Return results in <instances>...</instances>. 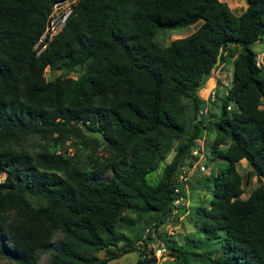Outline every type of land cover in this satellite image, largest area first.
Segmentation results:
<instances>
[{
    "label": "trees",
    "instance_id": "16d2710c",
    "mask_svg": "<svg viewBox=\"0 0 264 264\" xmlns=\"http://www.w3.org/2000/svg\"><path fill=\"white\" fill-rule=\"evenodd\" d=\"M61 1L0 0V259L36 264L48 247L47 264H106L138 247L134 264H151L138 241L179 207L178 167L214 128L209 155L226 163L203 177L207 204L193 208L186 239L163 242V264H264V73L249 47L264 34V0L238 14L223 0H73L41 36ZM232 44L230 83L205 121L197 91ZM46 68L78 74L46 78ZM242 158L259 180L244 197ZM139 222L133 243L124 229Z\"/></svg>",
    "mask_w": 264,
    "mask_h": 264
},
{
    "label": "rangeland",
    "instance_id": "374dc122",
    "mask_svg": "<svg viewBox=\"0 0 264 264\" xmlns=\"http://www.w3.org/2000/svg\"><path fill=\"white\" fill-rule=\"evenodd\" d=\"M225 1L232 12L238 14L245 6L244 0H223ZM68 7V0H65L61 6H55L51 11V17L56 16L57 13L63 12ZM198 22L187 24L184 26H175L169 28H158L154 39L161 43L167 44L170 39L175 37L184 36L191 31H193ZM233 45V44H232ZM249 47L255 52V58L257 64L261 67L264 73V34L259 36L258 39L249 44ZM239 50L238 45L229 46L225 54H222L220 60L212 67L210 74V81L212 80L213 85L209 88V94L206 92H198V95L205 97L207 94V102L205 106V111L203 114V119L213 120L216 118L217 114L220 111V103L222 98L225 95L226 88L230 83L231 70H232V55ZM55 74H60L63 76H76L78 74L77 69L62 68L54 71L49 70L48 68L44 71V76L50 78ZM208 77V78H209ZM207 78V79H208ZM213 90V98L211 99V93ZM208 91V89H207ZM188 118H191V112L188 111ZM215 134L214 128L208 129L204 128L202 135L199 139L202 145V156L200 157V163L204 164V169L194 167V170L187 174L184 183L181 185L182 197L179 201V207L174 209L167 216L163 218V222L151 232V238L144 237V241H138V246L142 247V251L146 256H153L154 261L151 264H163L165 262L171 261V255L168 254L166 248L158 252L157 247L161 248L164 244L163 242L176 240L180 241L186 239L191 231L194 230V218L192 215L193 208L198 204H207L209 198V192L203 186V177L205 175H211L216 171L218 166H224L226 160L221 157H212L209 155V142L211 141L213 135ZM175 143V142H174ZM225 144H222L224 147ZM31 145L28 144V147ZM70 150V148H68ZM171 150L163 160H161L156 168L151 174L147 175L151 181L156 180L160 174L161 168L165 162H167L172 154ZM187 158V157H186ZM236 169L242 175V197L246 196L248 192L255 187L259 180L257 177L250 172L249 165L246 162L245 158L240 159L236 162ZM2 176V174L0 175ZM110 173L104 174L103 178H109ZM247 176V179H246ZM146 225L145 222H139L134 225L132 229L125 228V233L131 238V241L134 243L138 234L143 232V228ZM58 232L55 234L53 240L58 236ZM196 238V236H193ZM119 242L118 244H120ZM137 250H132L125 252L117 257L109 259L106 264H134L139 256H141L140 249L137 247ZM202 250V249H199ZM209 250V248H206ZM48 252L49 248L44 247L42 253L36 262V264H47L48 262ZM215 251H212V254H215ZM98 256H103V250L99 249L96 251ZM0 264H16L14 261L7 260L6 258L0 259Z\"/></svg>",
    "mask_w": 264,
    "mask_h": 264
},
{
    "label": "built area",
    "instance_id": "2783aa9c",
    "mask_svg": "<svg viewBox=\"0 0 264 264\" xmlns=\"http://www.w3.org/2000/svg\"><path fill=\"white\" fill-rule=\"evenodd\" d=\"M69 11H70V8L67 7L63 12H59L56 14V16L51 17L48 23L46 24L44 32L41 36H43L44 34H47V36L49 37L52 33H54L60 27L66 15L69 13ZM212 94H213V91L211 93V97H212ZM199 139H197L195 143L193 144V146L190 148L188 152L189 156L185 158L183 164H181L178 167L176 179L178 183H180L181 185L184 183V180L186 179L187 174L192 172L195 166H197V168L204 169V164L200 163V157L202 156L203 152H202V145ZM178 189H179L178 185H176L173 188L175 192H177ZM181 197L182 196H175L172 202L174 204L179 203ZM162 249H164V245L161 248L157 247V249L155 250L160 252Z\"/></svg>",
    "mask_w": 264,
    "mask_h": 264
},
{
    "label": "crops",
    "instance_id": "0c3cea01",
    "mask_svg": "<svg viewBox=\"0 0 264 264\" xmlns=\"http://www.w3.org/2000/svg\"><path fill=\"white\" fill-rule=\"evenodd\" d=\"M211 85H213V83H212V80L210 81V77H209V78L205 81L203 87H201V88L198 89L197 93L200 92V91L208 93V92H209V88L211 87ZM207 89H208V91H207ZM212 91H213V90H212ZM208 94H209V93H208ZM208 94H207V95H208ZM207 95H206V96H207ZM199 96H200V95H199ZM206 96H205L204 98L201 97V96H200V97L203 98V99H207ZM204 102H205V106H206V102H207V101H204Z\"/></svg>",
    "mask_w": 264,
    "mask_h": 264
},
{
    "label": "water",
    "instance_id": "95a60500",
    "mask_svg": "<svg viewBox=\"0 0 264 264\" xmlns=\"http://www.w3.org/2000/svg\"><path fill=\"white\" fill-rule=\"evenodd\" d=\"M68 1H73V0H68ZM65 1H61L57 4H55L52 8H51V11L52 9L55 7V6H61V4H63ZM88 134H90L91 136H94V137H97V138H101V139H104V137L102 136L101 132L99 130H88L87 132Z\"/></svg>",
    "mask_w": 264,
    "mask_h": 264
}]
</instances>
